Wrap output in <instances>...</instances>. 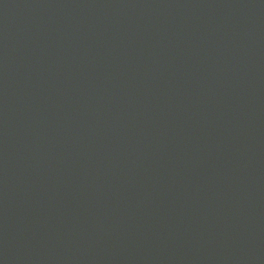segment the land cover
Wrapping results in <instances>:
<instances>
[{
  "label": "water",
  "instance_id": "water-1",
  "mask_svg": "<svg viewBox=\"0 0 264 264\" xmlns=\"http://www.w3.org/2000/svg\"><path fill=\"white\" fill-rule=\"evenodd\" d=\"M0 264H264V0H0Z\"/></svg>",
  "mask_w": 264,
  "mask_h": 264
}]
</instances>
